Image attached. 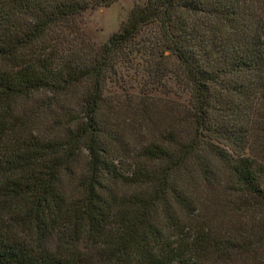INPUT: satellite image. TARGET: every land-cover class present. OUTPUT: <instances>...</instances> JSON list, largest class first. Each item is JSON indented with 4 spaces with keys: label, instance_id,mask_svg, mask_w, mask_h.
Here are the masks:
<instances>
[{
    "label": "trees",
    "instance_id": "1",
    "mask_svg": "<svg viewBox=\"0 0 264 264\" xmlns=\"http://www.w3.org/2000/svg\"><path fill=\"white\" fill-rule=\"evenodd\" d=\"M116 1L0 0V264H264V0Z\"/></svg>",
    "mask_w": 264,
    "mask_h": 264
},
{
    "label": "rangeland",
    "instance_id": "2",
    "mask_svg": "<svg viewBox=\"0 0 264 264\" xmlns=\"http://www.w3.org/2000/svg\"><path fill=\"white\" fill-rule=\"evenodd\" d=\"M145 2L146 0H117L108 7H100L82 13L78 17V22L91 41L96 46H100L127 18L133 4H143ZM186 236H189L188 232L185 235H178L176 239L185 238Z\"/></svg>",
    "mask_w": 264,
    "mask_h": 264
}]
</instances>
